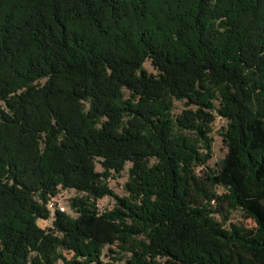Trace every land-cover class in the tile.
I'll list each match as a JSON object with an SVG mask.
<instances>
[{
  "label": "trees",
  "instance_id": "trees-1",
  "mask_svg": "<svg viewBox=\"0 0 264 264\" xmlns=\"http://www.w3.org/2000/svg\"><path fill=\"white\" fill-rule=\"evenodd\" d=\"M0 101V264H264V0H0Z\"/></svg>",
  "mask_w": 264,
  "mask_h": 264
},
{
  "label": "rangeland",
  "instance_id": "rangeland-1",
  "mask_svg": "<svg viewBox=\"0 0 264 264\" xmlns=\"http://www.w3.org/2000/svg\"><path fill=\"white\" fill-rule=\"evenodd\" d=\"M144 68L153 74H156V69L152 65V63L148 60L144 64ZM44 82V80L42 81ZM0 104L2 102L0 101ZM186 109V106L183 101L176 100L174 103V109L173 114L176 116L182 112V110ZM216 119L214 123L212 124V133L211 137L213 138L212 143V158L209 160L206 167H204L201 170V175L205 177L208 173L211 171H217L220 167L221 160L225 157L227 153V146L224 142L223 133L225 132V129L227 127V119L223 116H221L218 112H215ZM130 167V163L126 165L125 170L120 175H114L113 177L108 179V183L110 187L113 189V191L119 196H127L128 192L126 190L125 184L128 180V168ZM97 170L101 171L102 168L100 164L97 165ZM217 191L219 193H222L225 191L223 187H217ZM78 193L73 189H62L60 193L56 196L57 199L62 202V205L65 206L66 213L71 214L72 216H76L77 214L71 210L70 208V200L72 197L76 196ZM115 198L113 197H104L97 201V206L101 212L106 210H111L115 206ZM216 219L218 221H223V215L221 213H218L215 215ZM54 219V213H51V216L47 220L40 219L38 220V224L45 229H49L52 227V220ZM236 224V225H242L243 227L247 229H252L255 226V222L252 218L247 216L242 210H232L230 214L229 221L225 224L227 227L230 226V224ZM109 247L106 246L104 248V255L103 260L111 261V257L114 255L109 252ZM112 249H116L114 246H111ZM64 255L67 257V259H71L72 254L68 253L66 251L63 252ZM58 264H66L64 261L60 260Z\"/></svg>",
  "mask_w": 264,
  "mask_h": 264
},
{
  "label": "built area",
  "instance_id": "built-area-1",
  "mask_svg": "<svg viewBox=\"0 0 264 264\" xmlns=\"http://www.w3.org/2000/svg\"><path fill=\"white\" fill-rule=\"evenodd\" d=\"M47 207L51 213H54L56 210H60L62 212H65L66 210L65 206L62 205V202H60L56 196L48 201Z\"/></svg>",
  "mask_w": 264,
  "mask_h": 264
}]
</instances>
